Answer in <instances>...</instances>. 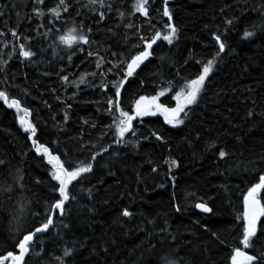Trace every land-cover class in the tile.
<instances>
[{
    "label": "trees",
    "instance_id": "obj_1",
    "mask_svg": "<svg viewBox=\"0 0 264 264\" xmlns=\"http://www.w3.org/2000/svg\"><path fill=\"white\" fill-rule=\"evenodd\" d=\"M134 3L104 0L100 7L68 0L69 10L56 19L50 9L59 0H0V91L29 110L37 129L33 139L66 168L93 166L69 185L75 198L63 217L56 215L52 229L34 240L25 264H58L55 257L65 247L73 249L65 264H155L162 240L165 250H176L179 264H230L232 246L238 245L243 195L264 174V0H168L178 36L171 45L157 41L127 79L123 110L132 114L140 96L162 89L170 90L160 102L175 107V94L217 53L213 34H221L226 49L215 56L182 125L166 124L159 113L137 117L136 134L118 142L113 116L119 114L114 109L110 114L108 100L114 98L112 82L123 77L120 62L142 50L139 35L150 38L167 22L164 0H149L148 17L132 14ZM229 19L231 27L225 23ZM78 25L90 43L74 45L73 51L59 36ZM246 29L256 35L242 39ZM20 44L35 55L20 56ZM20 115L0 101V256L18 254L20 233L38 226L58 196L51 165L35 152ZM220 149L228 153L224 159ZM173 159L178 166H171ZM260 198L264 204V192ZM199 202L211 207V214L200 213ZM125 208L131 217L121 215ZM257 228L261 239L255 245L262 248L264 233L260 224Z\"/></svg>",
    "mask_w": 264,
    "mask_h": 264
},
{
    "label": "snow or ice",
    "instance_id": "obj_2",
    "mask_svg": "<svg viewBox=\"0 0 264 264\" xmlns=\"http://www.w3.org/2000/svg\"><path fill=\"white\" fill-rule=\"evenodd\" d=\"M38 4H43L44 0H36ZM149 0H135L133 4V13H140L144 17H148ZM90 5H99L100 7H105L104 0H89ZM107 7L111 9V4H108ZM69 10L68 0H59V4L56 8L50 9L51 14L59 19L61 17V12H67ZM36 14L43 15V12L39 9H34ZM264 14V13H262ZM2 15V13H0ZM104 13H99L100 20L104 19ZM119 15L121 18L124 17V12L120 11ZM164 17H167V22L164 23V28L167 29L166 32L155 31L150 38H145L143 35H139L140 41L143 42L142 50L136 54L126 57L121 60V64H124V68L121 69L123 72V77L115 82H112V87L114 91V98H109L108 111L110 114L113 109L115 112H118V116H113L114 124V133L118 137L119 141H124L126 134L131 133L133 136L136 134L133 128V121L137 117L143 118L145 116H154L157 113L163 116L164 122L171 125L172 127H178L184 123V118L187 117L188 113L185 111L190 105H193L197 102L198 97L202 89L205 86V81L208 78L209 74L213 70V64L215 56H219L220 53H223L226 49V44L222 40L221 34H213V39L218 45V51L215 54L214 58L209 60L206 65L202 66V72L195 78L188 81L185 85V88L180 92H177L173 99L176 100L175 107H168L160 102V97L164 96L166 91L170 89H162L156 95L152 97L140 96L134 103V108L132 114H129L128 111L123 110L120 107V98H121V89L124 87L127 79L132 77L136 73L137 69L149 58L151 55L150 50L153 48V45L157 41L163 40L166 41L169 45L178 36L177 27L171 22L173 20V14L168 7V0H164L163 13ZM225 23L231 27L233 20H226ZM127 27L131 28L132 25L128 24ZM88 32H91V29H88ZM3 35V33H0ZM11 35L19 39L17 32L12 31ZM47 35V33L45 34ZM256 33L254 31L245 30L242 35V39H249L254 37ZM59 43L64 45L66 48L73 49L75 45L77 48L80 45H87L90 43V38L88 33L83 30L82 25H78L68 29V31L59 36ZM139 47V45H137ZM19 55L25 59H30L35 55L31 50H26L24 44H20ZM93 53L89 52V55ZM68 59H72V53H69ZM197 63H200L197 61ZM97 67H100V64H97ZM114 67H119V65H114ZM67 81V77H63ZM107 86H105L106 88ZM0 101H3L8 108L16 109L17 113H23L19 116V123L23 128L24 132L30 133L28 139L32 140V144L35 152L38 155L46 157L47 163L51 165V180L56 183L52 185V190L58 193V196L55 198L54 203L50 205L48 213L45 215V219L37 226L34 225L32 229L27 230L26 232L20 233V237L15 241V249H18V254H14L13 251L7 252L6 255L0 256V264H6L10 261V264H25V258L28 257L34 251V238L37 237V234L48 233L50 227L54 225V216L58 215L63 217L66 212V202L75 197L70 196L69 185L76 181L84 173L92 172L93 166L91 163L88 164H79L73 168H66L64 162L61 161L58 155H54L49 147L45 146L42 143H38L33 137L37 134L36 127L28 119L30 115L29 110L26 107H21L20 101L15 98H10L6 92L0 91ZM183 113V117L182 114ZM251 115V113H249ZM111 127V126H110ZM156 140L163 141V138L157 133L153 132ZM211 147H216L215 144H212ZM107 151V149H104ZM99 154V153H98ZM219 158L224 159L228 153L224 149H220L218 152ZM95 160V156L91 158ZM167 162V161H166ZM4 164V161L0 160V165ZM171 166H178L176 160H171ZM171 166L169 171H171ZM157 169L153 168L152 171L155 172ZM22 180V177H17V182ZM11 190V189H9ZM264 192V174L259 175V180L257 183L249 187L247 193L243 195V211L242 215L237 217V220L243 221L241 228L242 232L238 238V245L232 246V252L230 256V264H264V247L257 248L255 241L261 239L257 236L258 224H260V231L264 233V223H261V218L264 217V204L261 203L260 194ZM195 208L199 209L203 213H211L212 208L209 207L204 202H199L195 204ZM179 211V208H177ZM123 217H131L133 213L127 208L123 209L121 212ZM65 228L68 227L67 224L63 225ZM242 246V247H241ZM153 248L156 246L153 245ZM252 250V254H249L248 251ZM43 251V249H41ZM175 249L168 248L165 250L164 241H161L160 249L155 260V264H179V260L175 259ZM73 249L65 247L63 249L62 255L55 257L58 261V264H65V258L72 255ZM36 255H40V252H36Z\"/></svg>",
    "mask_w": 264,
    "mask_h": 264
},
{
    "label": "water",
    "instance_id": "obj_3",
    "mask_svg": "<svg viewBox=\"0 0 264 264\" xmlns=\"http://www.w3.org/2000/svg\"><path fill=\"white\" fill-rule=\"evenodd\" d=\"M68 202H66V204H67ZM66 206V205H65ZM200 213H203V212H201L199 209H197ZM203 214H207V215H209V214H211V213H203ZM55 217L56 216H54V221H55ZM259 225V224H258ZM53 227V226H52ZM52 227H50V230L52 229ZM49 230V231H50ZM47 233H43V234H37V237L36 238H34V240H36L37 238H39V237H42V236H44V235H46ZM27 258V257H26ZM26 258H25V260H26ZM6 263H9L10 264V261L9 262H6Z\"/></svg>",
    "mask_w": 264,
    "mask_h": 264
},
{
    "label": "rangeland",
    "instance_id": "obj_4",
    "mask_svg": "<svg viewBox=\"0 0 264 264\" xmlns=\"http://www.w3.org/2000/svg\"><path fill=\"white\" fill-rule=\"evenodd\" d=\"M131 12H133V9H132V11H131ZM161 31H162V32H166V31H167V29H165V28H162V29H161ZM209 75H210V74H209ZM206 80H207V79H206ZM164 96H165V95H164ZM164 96H162V97H164ZM162 97H160V99H161ZM175 101H176V100H175ZM176 103H177V102H176Z\"/></svg>",
    "mask_w": 264,
    "mask_h": 264
}]
</instances>
